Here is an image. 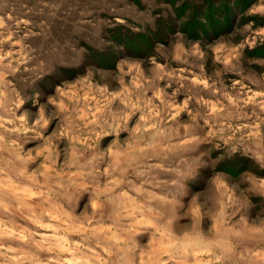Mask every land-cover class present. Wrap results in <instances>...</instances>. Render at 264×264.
I'll list each match as a JSON object with an SVG mask.
<instances>
[{
    "label": "rangeland",
    "instance_id": "obj_1",
    "mask_svg": "<svg viewBox=\"0 0 264 264\" xmlns=\"http://www.w3.org/2000/svg\"><path fill=\"white\" fill-rule=\"evenodd\" d=\"M0 264H264V0H0Z\"/></svg>",
    "mask_w": 264,
    "mask_h": 264
}]
</instances>
